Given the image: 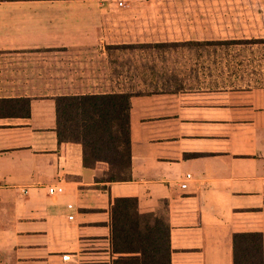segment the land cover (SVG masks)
<instances>
[{
	"label": "crops",
	"instance_id": "0c3cea01",
	"mask_svg": "<svg viewBox=\"0 0 264 264\" xmlns=\"http://www.w3.org/2000/svg\"><path fill=\"white\" fill-rule=\"evenodd\" d=\"M117 1L0 0V264L62 251L113 264L109 209L123 196L167 220L169 264H231L234 231H261L264 253V84L223 86L203 62L164 89L176 85L166 61L126 45L264 37V0ZM121 92L130 177L102 181L105 162L85 167L78 143L57 142L53 97Z\"/></svg>",
	"mask_w": 264,
	"mask_h": 264
},
{
	"label": "trees",
	"instance_id": "16d2710c",
	"mask_svg": "<svg viewBox=\"0 0 264 264\" xmlns=\"http://www.w3.org/2000/svg\"><path fill=\"white\" fill-rule=\"evenodd\" d=\"M264 44V37L214 40H178L126 44L127 46L185 47L201 45L245 47ZM184 88L176 81L172 88ZM129 94L83 93L53 97L54 130L57 142L80 145L83 166L103 161L107 167L96 176L102 181H122L130 177L128 105ZM110 245L113 264H169V226L160 216L150 222L138 214L135 197H115L110 205ZM231 264H264L262 233L259 230L234 231L231 234Z\"/></svg>",
	"mask_w": 264,
	"mask_h": 264
},
{
	"label": "rangeland",
	"instance_id": "374dc122",
	"mask_svg": "<svg viewBox=\"0 0 264 264\" xmlns=\"http://www.w3.org/2000/svg\"><path fill=\"white\" fill-rule=\"evenodd\" d=\"M257 8L259 9L258 6ZM128 47L134 48L135 53L141 54L142 52L144 58L150 57L152 51L153 55L150 58L154 60L155 57H158L165 60L166 65L170 66L173 73L169 75L167 71V76H175V81L180 80L185 84L190 83L191 78L200 75L196 68L203 62L207 64L204 76L219 79L216 83H224L223 86L247 87L264 84V44H250L242 49L233 46L228 51L222 45H201L198 49H195L193 45H189L188 48L171 47L169 49L150 46Z\"/></svg>",
	"mask_w": 264,
	"mask_h": 264
},
{
	"label": "built area",
	"instance_id": "2783aa9c",
	"mask_svg": "<svg viewBox=\"0 0 264 264\" xmlns=\"http://www.w3.org/2000/svg\"><path fill=\"white\" fill-rule=\"evenodd\" d=\"M118 4H122L121 0L117 1ZM190 176L189 172L184 174V177L179 181L180 187L186 186V179ZM22 192L25 191L24 188H21ZM63 190V185L61 183H51L46 186V191L49 194H54ZM66 206L68 208L73 207L72 202H66ZM76 226L77 223L75 221V213L70 210L65 214V228L67 230V236L69 238H75L76 236ZM72 254L69 251H62L57 254L56 259H48L44 262V264H71Z\"/></svg>",
	"mask_w": 264,
	"mask_h": 264
}]
</instances>
